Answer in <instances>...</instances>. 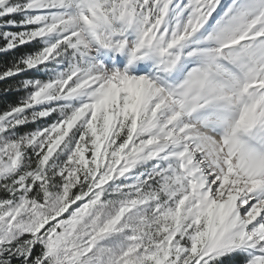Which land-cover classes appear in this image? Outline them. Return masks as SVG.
Returning a JSON list of instances; mask_svg holds the SVG:
<instances>
[{"label": "snow or ice", "instance_id": "obj_1", "mask_svg": "<svg viewBox=\"0 0 264 264\" xmlns=\"http://www.w3.org/2000/svg\"><path fill=\"white\" fill-rule=\"evenodd\" d=\"M0 264H264V0H0Z\"/></svg>", "mask_w": 264, "mask_h": 264}, {"label": "trees", "instance_id": "obj_2", "mask_svg": "<svg viewBox=\"0 0 264 264\" xmlns=\"http://www.w3.org/2000/svg\"><path fill=\"white\" fill-rule=\"evenodd\" d=\"M5 99H7V100H14L15 97H6Z\"/></svg>", "mask_w": 264, "mask_h": 264}]
</instances>
